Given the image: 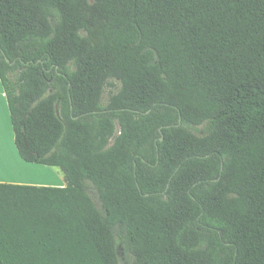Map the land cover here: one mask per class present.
Masks as SVG:
<instances>
[{
    "label": "trees",
    "instance_id": "1",
    "mask_svg": "<svg viewBox=\"0 0 264 264\" xmlns=\"http://www.w3.org/2000/svg\"><path fill=\"white\" fill-rule=\"evenodd\" d=\"M0 80V264H264V0H0Z\"/></svg>",
    "mask_w": 264,
    "mask_h": 264
},
{
    "label": "crops",
    "instance_id": "2",
    "mask_svg": "<svg viewBox=\"0 0 264 264\" xmlns=\"http://www.w3.org/2000/svg\"><path fill=\"white\" fill-rule=\"evenodd\" d=\"M41 164L27 163L19 155L7 97L0 80V183L65 186L64 175Z\"/></svg>",
    "mask_w": 264,
    "mask_h": 264
},
{
    "label": "rangeland",
    "instance_id": "3",
    "mask_svg": "<svg viewBox=\"0 0 264 264\" xmlns=\"http://www.w3.org/2000/svg\"><path fill=\"white\" fill-rule=\"evenodd\" d=\"M120 88H121L120 82H115L114 86H106V89H105V92H104V99H103L104 103L107 102L108 97H109V95L111 93H117L120 90ZM50 169H52L53 171L51 173L49 172V175H54V174H56L58 172H59V174H63L61 169H59V168H54L53 167V168H50ZM121 257H122V255H121ZM121 264H128V262L126 263V261L123 259V262Z\"/></svg>",
    "mask_w": 264,
    "mask_h": 264
}]
</instances>
